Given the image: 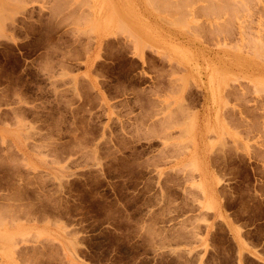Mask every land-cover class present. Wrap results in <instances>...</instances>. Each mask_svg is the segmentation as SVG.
<instances>
[{
  "label": "rangeland",
  "instance_id": "rangeland-1",
  "mask_svg": "<svg viewBox=\"0 0 264 264\" xmlns=\"http://www.w3.org/2000/svg\"><path fill=\"white\" fill-rule=\"evenodd\" d=\"M0 264H264V0H0Z\"/></svg>",
  "mask_w": 264,
  "mask_h": 264
},
{
  "label": "bare ground",
  "instance_id": "bare-ground-1",
  "mask_svg": "<svg viewBox=\"0 0 264 264\" xmlns=\"http://www.w3.org/2000/svg\"><path fill=\"white\" fill-rule=\"evenodd\" d=\"M247 1H248V0H247ZM250 1H251V0H250ZM166 2H167V1H166ZM246 3H247V2H246ZM246 3H245V4H246ZM248 3H249V2H248ZM217 4H218V3H217ZM245 4H244V6H245ZM162 5H163V4H162ZM242 5H243V4H242ZM249 5H251V4H249ZM222 6H223V5H222ZM245 7H246V6H245ZM250 8H251V6H250ZM246 9H248V7H247ZM246 9H245V10H246ZM236 10H237V9H236ZM236 10H235V12H236ZM238 10H239V9H238ZM238 10H237V12H239V14H240L242 11L240 12V11H238ZM248 10H249V9H248ZM247 12H248V11H247ZM233 14H234V13H233ZM257 14H258V13H257ZM185 21H186V20H185ZM185 21H184V23H185ZM182 24H183V23H182Z\"/></svg>",
  "mask_w": 264,
  "mask_h": 264
}]
</instances>
